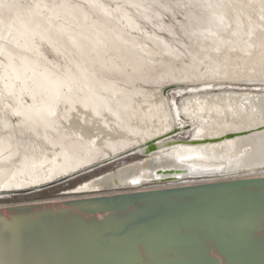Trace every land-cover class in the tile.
<instances>
[{
    "label": "bare ground",
    "instance_id": "6f19581e",
    "mask_svg": "<svg viewBox=\"0 0 264 264\" xmlns=\"http://www.w3.org/2000/svg\"><path fill=\"white\" fill-rule=\"evenodd\" d=\"M79 1L0 0V199L146 156L0 208L264 176V0ZM41 208L0 217V264H65L77 206Z\"/></svg>",
    "mask_w": 264,
    "mask_h": 264
},
{
    "label": "water",
    "instance_id": "95a60500",
    "mask_svg": "<svg viewBox=\"0 0 264 264\" xmlns=\"http://www.w3.org/2000/svg\"><path fill=\"white\" fill-rule=\"evenodd\" d=\"M255 130L264 125L242 133ZM46 206H77L65 264H264V176L11 205L0 217Z\"/></svg>",
    "mask_w": 264,
    "mask_h": 264
},
{
    "label": "rangeland",
    "instance_id": "374dc122",
    "mask_svg": "<svg viewBox=\"0 0 264 264\" xmlns=\"http://www.w3.org/2000/svg\"><path fill=\"white\" fill-rule=\"evenodd\" d=\"M60 1L62 0H46V2L49 5H53V3H60ZM64 1H69V0H64ZM72 2H78V4L80 5H84L83 2H80L79 0H71ZM99 2H103V3H110L111 0H98ZM165 20H167V18H165ZM97 65L105 68V65L101 64L100 61H97ZM107 69V68H106ZM112 68H108V70H111ZM114 73H119L118 70L114 71ZM250 86V85H248ZM247 86V87H248ZM146 88H148L146 86ZM166 91L168 93H173L175 95V100L177 102H179V96L176 95V92L172 89L168 88L166 89ZM185 121V120H184ZM181 138L184 137V139H187V136L185 135H181L179 136ZM185 139V140H186ZM146 156V154H142L140 152L135 153L134 155H129L123 158H119L115 161H113L112 163H107L105 165H101V166H96L97 168L93 169L92 171L86 172V173H82L79 174L78 176H74L70 179H65V180H61L59 182H54L50 185L41 187L39 190H28V191H21L18 193H12V194H5L4 198L0 199V204H10V203H18V202H30V201H37V200H44V199H55V198H62V197H69V196H78L80 195H84L87 194V192H82V191H77L78 188H80L81 186H83L86 182L90 181L93 178H96L106 172H112L115 171L118 167L127 164V163H131L134 161H138L142 158H144ZM252 173V172H250ZM83 184V185H82ZM158 183L155 184H145L143 186H155ZM158 185H162V183H159ZM126 189H132V187L130 188H122L119 190H126ZM134 189V188H133ZM112 190H104V191H99V192H109ZM115 191V190H114ZM89 193H97L96 191L94 192H89ZM3 195V194H2Z\"/></svg>",
    "mask_w": 264,
    "mask_h": 264
}]
</instances>
